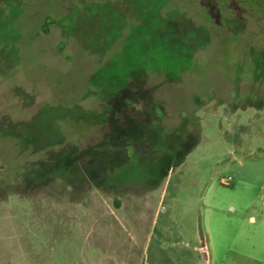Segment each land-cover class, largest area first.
Returning <instances> with one entry per match:
<instances>
[{
	"label": "rangeland",
	"instance_id": "374dc122",
	"mask_svg": "<svg viewBox=\"0 0 264 264\" xmlns=\"http://www.w3.org/2000/svg\"><path fill=\"white\" fill-rule=\"evenodd\" d=\"M228 2L0 0V264H264V40Z\"/></svg>",
	"mask_w": 264,
	"mask_h": 264
},
{
	"label": "trees",
	"instance_id": "16d2710c",
	"mask_svg": "<svg viewBox=\"0 0 264 264\" xmlns=\"http://www.w3.org/2000/svg\"><path fill=\"white\" fill-rule=\"evenodd\" d=\"M228 3H223L220 4V9L223 10L224 12H229V19L224 21L223 27L227 28L228 26L231 27L230 24H234L235 26L239 27L241 26V32L247 31V32H251L256 30L259 31L262 39L264 40V0H228ZM235 21L231 22V21ZM54 21H51L50 24H53ZM239 30V29H238ZM237 30V32H238ZM208 31V30H207ZM240 31V30H239ZM65 33V30L64 32ZM62 46L63 44H61V46H59V51L62 52ZM186 134V132H185ZM149 135V133L147 134V136ZM110 137H108V139H106V146H101L102 144V140L101 142L97 143V147H95V149L93 150H86L83 153V158L86 157V173H84L86 175L87 178H90L91 180H93V177L97 174L100 173L101 176H103V183H104V177H105V172H108L110 168V163L105 162L107 153H108V149L111 148L109 144L114 143L117 141V137L116 136H111L108 135ZM145 137L144 139V143L149 144L148 141V137ZM122 140L117 141L118 144L116 145H123L124 149L128 150V149H132L133 151L135 150L134 145H138L140 144V142L142 141V139H139V136L137 139L133 138V133L132 132H127L126 137L122 136ZM169 136L165 135V141H168ZM119 139H121V135L119 137ZM104 141V142H105ZM197 141V140H196ZM108 142V143H107ZM121 143V144H120ZM183 145V144H181ZM58 146V145H57ZM149 146V145H148ZM164 148H166V154L165 155H160V158L158 159L160 162L161 160L165 159V164H167V162L169 160H172L174 154H176L175 152H173V150H170L166 145H160ZM189 146V145H188ZM109 147V148H108ZM195 147V145H191V148L193 149ZM108 148V149H107ZM104 149V150H102ZM117 149V146H116ZM185 150H188V148L185 146L184 147ZM148 150H150V147H148ZM46 151V152H45ZM48 148L43 149L41 153H47ZM136 151V150H135ZM134 151V152H135ZM76 149L72 148L70 149L69 152H65V151H58L55 155L50 154L53 158L57 157L55 160H49L48 158V164L46 162L42 163L39 162L36 164H39L41 166V169H50L49 171L53 172L54 174L56 173H62V174H67V175H72L78 177L79 176V170L76 166V164H78L82 157L80 158V154L76 153ZM39 156V155H38ZM175 159H178L177 157H175ZM51 161V162H50ZM163 163V162H161ZM179 163V162H178ZM164 164V163H163ZM47 165V167H46ZM40 169V170H41ZM40 174H47L45 172L40 173ZM81 175V174H80ZM110 187V186H107Z\"/></svg>",
	"mask_w": 264,
	"mask_h": 264
}]
</instances>
